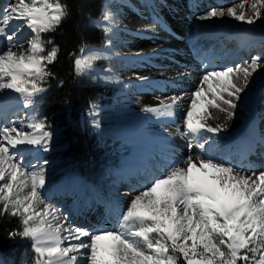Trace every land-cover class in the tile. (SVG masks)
Here are the masks:
<instances>
[{"label": "snow or ice", "instance_id": "obj_1", "mask_svg": "<svg viewBox=\"0 0 264 264\" xmlns=\"http://www.w3.org/2000/svg\"><path fill=\"white\" fill-rule=\"evenodd\" d=\"M68 14V5L62 0H10L0 9V91L19 94L25 108L46 90L42 84L54 77L48 66L57 59L59 48L43 34L54 32ZM262 15L264 0H241L226 8H211L199 19L228 16L251 25ZM93 23L105 33V48L110 47V33L117 21L107 4L102 21ZM25 29L30 35L21 42L19 36ZM79 53L72 54L77 75L91 71L96 61L110 59L104 52L84 46ZM261 60L253 56L242 66L206 71L192 93L183 131L177 128V132L220 131L221 125L206 123L214 118L210 109L231 118V110L237 106L234 101L262 67ZM103 78L120 82L119 76ZM181 99L157 98L155 106L141 110L172 116ZM198 99L204 100L205 108L194 115ZM45 127L46 121L35 116L26 124L0 126V216L19 218L22 231L8 235L31 239L33 264H79L80 256L87 264H181V260L183 264H264V171L248 175L226 161L189 154L170 164L130 200L117 230L99 229L93 234L67 224V217L47 201L41 191L45 185L43 164L29 170L22 162L21 145L48 150L52 133ZM188 147L191 151L193 144ZM195 147L203 150L205 144Z\"/></svg>", "mask_w": 264, "mask_h": 264}, {"label": "bare ground", "instance_id": "obj_2", "mask_svg": "<svg viewBox=\"0 0 264 264\" xmlns=\"http://www.w3.org/2000/svg\"><path fill=\"white\" fill-rule=\"evenodd\" d=\"M143 1L137 7L130 8L131 14L124 17V23L127 26V35L125 36L130 42V50L128 49L126 53L132 59H136L138 64L131 74H125L123 78L128 81L132 80L138 85L135 88V93L131 90L129 94L124 95L126 109L121 112L119 117H114L112 121H109L112 124L119 123L118 134L133 146V154L123 160V167L111 171L115 178H112L111 184L114 187L109 188L113 196L108 201L112 206L111 210L107 211H111L115 217L121 211L122 202L125 204L128 200L122 195V191L115 192V187L120 189L124 186L128 187L127 179L137 176L136 167L148 170L154 166L157 170L153 174L163 175L170 164L183 161L191 154L226 161L245 174L251 175L258 167L252 165L248 158L250 155H255L258 146L264 145V51L262 53V49L264 50V15L251 25L228 16L201 20L199 17L211 8H226L238 3H235V0H229L231 3L229 5L206 6L200 10L199 7L187 5L188 0H175L179 5H171V0L168 5L161 0ZM192 1L196 0H191V3ZM206 8L209 9L204 10ZM156 12H160L161 20L152 18ZM169 28H173V31L168 30ZM28 31L24 30L20 34V41L27 39ZM210 35L215 36L216 47H213L214 41L207 39ZM197 43L203 48L198 54L199 57L195 58L190 56V53L199 47V45L196 47ZM223 46L229 48L230 51L234 50V60L227 61L224 65H220L222 61L219 60L215 64L211 54L214 52L216 55ZM100 51L107 53L106 49ZM230 54L226 55V59ZM253 56L262 57V67L258 68L249 79V84L240 93V98L234 101L237 106L231 110L232 117L227 118V114L218 109H210V115L214 118H209L206 123L213 127L217 124L221 125V130L217 132L220 139L204 143L203 150L195 147L197 143H203L204 136L210 132L201 130L196 135H181L177 132V128L183 131V123L178 126L175 124L180 117L185 116L187 108L191 104L192 93L195 92L201 77L205 74L201 71L200 64L198 68L191 64H198L199 60L203 58L206 68L210 69L208 71L220 70L224 67L242 66L245 62H249ZM181 67H187V70L181 73ZM139 77H148V79L141 80ZM174 83H178V87L172 89L170 86ZM155 87L159 92L153 94L152 89ZM169 92H172V95L169 96ZM40 96L41 94L35 98V103ZM174 96L182 97V99L174 108L172 116H157L154 113L141 110L145 106H155L158 102L157 98L167 99ZM35 103L25 108L19 94L12 90L0 91V115L5 118V124L11 121L8 115L22 106L26 111V123L31 116L37 118V112L34 110ZM204 108V100L198 99L194 115L202 113ZM102 112L109 114L112 113V109L105 108ZM26 131L32 130L26 129ZM189 143L193 144L191 151L188 147ZM216 147L217 150H213ZM238 149H243V152L235 155L234 152ZM19 150L20 153L27 152L31 155L24 162V166L29 170L38 165L37 158H44L43 146L21 145ZM262 152L264 155V150ZM216 153L217 156H215ZM231 153L232 157L227 158V155ZM152 159L156 161L153 162ZM74 172L72 176L66 174V178L56 181L52 186H48L45 179L44 186L54 195L51 197L52 199L56 200V194L63 196L66 193H72L74 205L71 203L70 206H75L76 210L87 208L88 201L98 197L90 192L93 190L87 184L88 182L78 175L77 171ZM149 181L152 179L150 178ZM134 196V194L131 195V197ZM56 201L59 202L60 199ZM87 214L91 219L95 212H84V215H81V220H84ZM70 225L72 224L70 223ZM115 225L113 222L101 229L110 230ZM88 230L95 234L94 229L89 228Z\"/></svg>", "mask_w": 264, "mask_h": 264}, {"label": "rangeland", "instance_id": "obj_3", "mask_svg": "<svg viewBox=\"0 0 264 264\" xmlns=\"http://www.w3.org/2000/svg\"><path fill=\"white\" fill-rule=\"evenodd\" d=\"M162 2L169 4L170 0H161ZM190 1V2H189ZM10 0H0V9L5 7ZM143 0H106L105 4L108 5L109 9L114 13L115 19L117 21V24L113 27L112 32L110 33V39L112 41L111 46L108 48L101 47V48H95L98 50L106 49L110 59L106 60H99L96 61L93 65V68L91 71H85L83 74L84 76L88 78H92L95 76L96 79L102 80L104 84L107 87V92L104 94V97L102 98V101L96 107L93 108L92 114L89 115V118L87 117V124L90 129V131L94 134V136L101 141V143L97 146L93 147V151L97 153L98 155L95 158H91L93 161V164L91 166H84L80 165L78 167H75L76 165L73 164L66 156V145L62 143V131L60 128H53L49 127V123L42 118L41 114H39L38 110V104L42 101L45 91L40 93L41 96L36 101L34 105V110L37 112V119L46 121V127L45 130L52 133L51 138L48 140L47 144V151H44V158H37L38 159V165L43 164L44 172H45V179L48 186H52V184H55L56 181L66 178V174H74V171H77L78 175L82 176L88 182L87 184L91 186L93 191V194H96L98 198H95L92 201H88L87 208H78L75 211H72V207L70 206L71 203L74 201V197L72 193H66L63 196H60L58 194L55 195V199L59 200L57 202L56 200L52 199L51 197L54 195L49 191L47 187H43L41 189L43 195L47 199L49 203H51L54 207H56L60 213L67 217L66 223L72 224V227H81L84 229L92 228L95 230V232L102 227L105 228L108 224L111 225L113 222H115V227L110 230H117L119 228V219L122 215V212L126 209L128 203L133 198L131 197L132 194L137 195L140 191L144 189L145 185L150 184L151 181L154 178H157L161 175H154V171L157 170L154 166L149 168L148 170H144L143 168H139L135 170H138L136 177H129L127 179V186L122 187L121 189L119 187H115V192H121L122 195L126 197L127 202L124 204L122 202L121 211L119 215H113L110 211L111 210L110 202L108 201L112 196V191L109 190V188H113L114 186H111L112 184V178H115V175L111 174V171L122 168L123 167V160L127 158L128 156H131L132 148L130 142L126 141L125 139L121 138L118 134V130L120 129L119 123L115 122L112 124V122L109 123V121H112L113 118L119 117L121 112L126 109V102L124 99V95L129 94L132 91H135V88L138 84L133 82L132 80L128 81L126 78H123L125 74H131L133 69L137 66L138 61L136 59H132L126 51L130 50V42L126 38L125 35H127V26L124 23V17L131 14L130 8L133 6L137 7L139 4L143 3ZM171 5H179L175 2V0H171ZM235 3H240L241 0H235ZM221 4L229 5L231 4L229 0H196L195 2L191 0H188L187 5H192L193 7L202 8L206 6H221ZM209 7V8H210ZM209 8H206L204 10H208ZM203 12V11H202ZM155 16L156 18L162 19L160 16V12H156L152 17ZM19 23V22H16ZM155 23V22H154ZM161 28V27H159ZM200 29V25H199ZM27 30V29H25ZM166 30V29H164ZM168 30H172L173 28H169ZM28 31V30H27ZM30 35V30L28 31ZM45 34H43V38L46 40ZM29 37V36H28ZM27 37V38H28ZM26 39L21 40V42H24ZM199 45V47H197ZM202 45V44H201ZM2 46V45H0ZM27 47L26 43L24 45ZM50 47V46H49ZM196 49H194V52L192 51L190 53V56L198 58L199 52L203 48L200 46V44H196ZM213 47H216L215 42L213 43ZM94 48V47H89ZM262 49V53H263ZM261 52V50H260ZM228 53H231L230 56H233L234 50L230 51L229 48L224 47L214 54V52L211 54L212 61L216 64L219 60L222 61L220 65H224L228 59H226V55ZM231 58V57H230ZM212 62V64H213ZM230 62L231 59H230ZM205 59H200L198 64H191L195 65V68H198L200 64V69L202 72H206L210 69L206 68ZM111 68V72H106L105 69ZM187 70V67H181L180 71L181 73H184ZM111 74V75H110ZM105 76H119L120 82H116L115 79H104ZM172 89H175L178 87V83H174L170 86ZM153 94L158 93V89L155 87L152 89ZM156 90V91H155ZM130 91V92H129ZM169 96L172 95V92L168 93ZM177 107V106H176ZM175 107V108H176ZM105 108L112 109V113L105 114L102 111ZM264 112V110H263ZM10 113V112H9ZM26 111L25 108L22 106L18 109L13 110V113L8 115L11 120L10 122H15L17 126L21 124V122H25L26 117ZM184 117H180L178 121L175 122L176 126L181 125L183 123ZM8 124H11V123ZM98 122L99 126H96V123ZM5 125V118H3L0 115V126ZM203 131V130H202ZM220 136L216 133H207L206 136H204L203 143H209L216 141V139H220ZM125 148V151H124ZM127 148V149H126ZM213 150H217L216 148H213ZM264 150V145H260L256 149L255 155H250V158L248 160L253 165H256L258 168L255 169V172L264 171V155L261 151ZM23 157V164L28 159V156L31 155L27 152L20 153ZM217 154V153H216ZM261 154V155H260ZM212 156V155H211ZM96 159V160H95ZM42 160V161H41ZM44 161H47L46 164H44ZM151 161H156L155 159H152ZM32 170V169H30ZM152 170V171H151ZM74 172V173H73ZM84 176V177H83ZM131 178V179H130ZM149 181V182H148ZM92 183V184H91ZM145 184V185H143ZM104 201L103 204L100 206L93 205V203L96 201L98 202L101 197ZM73 199V200H72ZM78 202L79 199L77 198ZM77 204V203H76ZM74 205V203L72 204ZM93 205V206H92ZM75 207V206H74ZM87 209V210H86ZM106 212H105V211ZM94 211V216L90 219L88 214L85 216L84 220H81V215H84V212H91ZM79 214V215H78ZM85 220H88L87 222ZM116 220V221H115ZM29 241L32 244V241L30 238H28ZM85 239V238H81ZM68 242H65V246ZM73 243H76V241H73ZM35 257V253L32 250L29 251L26 255L23 256L22 260L17 264H33ZM10 261L5 259L3 256L0 255V264H10ZM12 264V263H11ZM79 264H87V261L84 256L79 257Z\"/></svg>", "mask_w": 264, "mask_h": 264}, {"label": "trees", "instance_id": "obj_4", "mask_svg": "<svg viewBox=\"0 0 264 264\" xmlns=\"http://www.w3.org/2000/svg\"><path fill=\"white\" fill-rule=\"evenodd\" d=\"M62 2L68 5V16L54 32L44 35L46 40L54 42L59 52L55 62L48 66L54 77L42 84L46 92L39 109L49 127L61 129L62 143L66 145L65 156L77 167H88L93 164L91 158L99 153H95L93 147L100 141L90 131L87 117L92 108L102 101L107 87L102 80L77 75L72 54H80L81 46L99 48L105 45V33L93 21H102L106 0ZM13 230L22 231L19 218L0 216V255L10 264H17L31 251V242L20 236L10 238L8 233Z\"/></svg>", "mask_w": 264, "mask_h": 264}]
</instances>
